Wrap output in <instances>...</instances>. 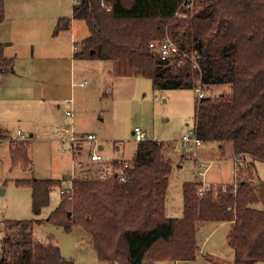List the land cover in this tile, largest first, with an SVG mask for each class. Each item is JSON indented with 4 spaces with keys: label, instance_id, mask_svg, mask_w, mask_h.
<instances>
[{
    "label": "trees",
    "instance_id": "1",
    "mask_svg": "<svg viewBox=\"0 0 264 264\" xmlns=\"http://www.w3.org/2000/svg\"><path fill=\"white\" fill-rule=\"evenodd\" d=\"M6 1L0 0V23ZM71 13L57 19L53 34L69 30L72 19L85 22L88 36L74 43V59L109 61L115 74L146 77L154 90L229 87L227 94L197 100L193 126L203 143L232 145L234 179L210 185L202 194L200 183L184 182L182 216L168 218L172 146L146 139L136 143L128 166L111 161L112 175L71 180L45 222L65 231L81 228L91 237L97 260L107 264L191 261L198 254L199 224L231 222L232 264L264 261V182H253L255 162H264V0H75ZM165 31L180 53L162 61L149 44L161 41ZM4 48L0 43V73L14 64ZM22 144L10 142L14 162L24 153ZM56 183L16 182L31 189L34 215L48 204ZM3 247L0 264H73L61 258L57 246L34 240L32 233L14 241L6 236Z\"/></svg>",
    "mask_w": 264,
    "mask_h": 264
},
{
    "label": "rangeland",
    "instance_id": "2",
    "mask_svg": "<svg viewBox=\"0 0 264 264\" xmlns=\"http://www.w3.org/2000/svg\"><path fill=\"white\" fill-rule=\"evenodd\" d=\"M74 3L75 0L11 2L25 8V15L33 12L34 21L29 22L25 29L28 37L44 31L45 35L36 43L33 57L29 44L24 40L19 43L14 73H0V131L8 136V139L0 137V190H3L0 195V258L6 249L3 247L6 236L14 241L32 233L34 240L57 246L61 258L73 264H107L97 260L91 237L81 228L65 231L58 224L45 222L59 205L61 190L70 186L77 163L94 169L97 167L99 171L96 175L91 172L84 177L104 178L109 176L107 169L112 160L128 163L134 156L136 142L132 131L135 127L145 132L146 139L170 143L171 146L176 144L182 133L193 127L198 96L196 89L154 90L151 80L146 77L115 74L117 68L109 61L73 59L74 43L88 36L85 22L72 19L69 30L58 34H53V30L57 17L71 18ZM165 33L164 38L171 40L168 32ZM198 88L203 96L213 98L230 92L226 85ZM65 99H70L71 103H64ZM66 111L71 112V118L65 116ZM66 124L72 125L78 138L94 135L97 145H102L103 149L98 150L93 141L84 139L71 145L62 143L60 128ZM18 130L27 137L26 140L17 138ZM30 131L33 139L29 138ZM11 140L23 143L24 153L18 157V162L12 159L14 148L10 146ZM217 145L204 143L201 146L204 157L198 149L196 159H191L185 152L169 150L173 167L165 201L168 218L182 216L181 186L184 182L196 181L201 185L199 188L233 183L232 145L225 143L223 148ZM93 153L99 154L102 161L92 162L90 156ZM25 160L28 161L27 168L23 166ZM91 164H100V167ZM102 164L106 165L105 171H102L105 169ZM200 166L204 173L193 176ZM82 175L84 172L80 177ZM253 176L254 183L257 180L264 182L263 161L255 162ZM27 179L57 181L49 190L48 204L38 215L31 210V189L16 184ZM37 220L41 223L37 224ZM14 221L31 223L13 224ZM230 228L226 222H203L196 227L195 240L200 249L198 257L191 261H158L152 264H232L233 251L227 238ZM6 257L12 261L10 252ZM255 264H264V261Z\"/></svg>",
    "mask_w": 264,
    "mask_h": 264
},
{
    "label": "built area",
    "instance_id": "3",
    "mask_svg": "<svg viewBox=\"0 0 264 264\" xmlns=\"http://www.w3.org/2000/svg\"><path fill=\"white\" fill-rule=\"evenodd\" d=\"M103 6H105L102 3ZM77 46L73 47V50L76 51L77 50ZM149 48L155 53V55H157L162 61H165L169 58L174 57L175 55H178V53H180L179 48L168 38H164L161 41H153L149 44ZM86 84V81H84L83 85ZM198 91V96H197V100H199L203 95L200 92V88L196 89ZM64 103H71L70 99H66L64 100ZM65 116L71 118L72 114L71 112H65ZM61 132L62 135L66 134V136H62V138H60L62 143H73L79 140H88V141H93L95 143V145L98 144L97 139L95 138L94 135L92 134H88L85 138H78L73 129H72V125L71 124H66L64 126L61 127ZM132 135H133V141L136 143H139L141 141L146 140V136H145V132L138 128L135 127L132 131ZM17 138L19 140H26L27 137L22 134L20 131L17 132ZM202 141L197 137L196 135V131L194 126L190 129H188L187 131H185L184 133H182V135L180 136V138L178 140H176V144L172 146V150L171 151H175V152H185L187 153L191 159H196L197 158V150L198 148L202 145ZM98 146V145H97ZM99 147V146H98ZM90 160L94 163H98L102 161V157L97 154V153H93L90 156ZM128 163H125V167L128 166ZM202 167H199V171H196V174H193V176H201L204 172H201ZM113 173V169L111 167H109L107 169V174L112 175ZM120 180H123L122 177H120ZM210 185H206L205 188H199L198 189V193L202 194L204 193L206 190H208ZM64 191L61 190V194Z\"/></svg>",
    "mask_w": 264,
    "mask_h": 264
},
{
    "label": "crops",
    "instance_id": "4",
    "mask_svg": "<svg viewBox=\"0 0 264 264\" xmlns=\"http://www.w3.org/2000/svg\"><path fill=\"white\" fill-rule=\"evenodd\" d=\"M11 2H12V0H7L5 3V9H4L5 17H4V21L2 23H0V43L5 45L4 55L8 58H13L14 62H15V58L18 55L17 53L20 51L18 44L19 43L22 44L23 40H24V43L29 44V46L31 47V50H32L31 57H33V55L35 53L36 43L40 41V39L43 35H45V31L42 34L31 35L30 37H28L25 29L28 27L29 22L33 23V21H34L33 12H32V15H30V14L25 15L24 14L26 12L25 8L13 5V4H11ZM29 12H31V10ZM58 18H61V17H57V19ZM39 21H40V19L37 20V23H39ZM20 49H21V47H20ZM9 50H11V51L8 52ZM72 57H73V54H72ZM8 72L13 74L14 73L13 68H12V70L4 71L1 74H5ZM0 86H1V81H0ZM0 90H1V88H0ZM1 93H2V91H1ZM60 133L62 135L61 128H60ZM62 136L60 138H62ZM0 137L7 138L8 136L0 131ZM29 138L33 139V132L32 131L29 132ZM0 140H2V139L0 138ZM11 141H13V140H11ZM201 146L198 149L200 151V155L202 157H204L203 151L201 150L202 149ZM102 149H103V146L99 145L98 150H102ZM70 150H71V152L73 151L72 149H70ZM72 154H73V152H72ZM91 165H95V166L97 165L98 167H100V164H91ZM102 165H104V164H102ZM104 166H105L104 167L105 169L102 171L106 170V165H104ZM109 167H111V165H109ZM91 169H92V171H91ZM97 170H98L97 167L94 169L92 166L91 167L89 165L83 166V165L77 163L76 168L73 170V177H74L73 179L83 178L86 174L89 175L91 172H92V175H96L97 173H99V171H97ZM83 172H84V175H82L83 177H80ZM84 178L88 179L87 177H84ZM166 217H168V216L166 215ZM221 223H224V222H221ZM226 223H228L231 227V222H226ZM195 234H196V232H195ZM199 251H200V249L198 248V254L196 257L199 256Z\"/></svg>",
    "mask_w": 264,
    "mask_h": 264
},
{
    "label": "water",
    "instance_id": "5",
    "mask_svg": "<svg viewBox=\"0 0 264 264\" xmlns=\"http://www.w3.org/2000/svg\"><path fill=\"white\" fill-rule=\"evenodd\" d=\"M3 194V191L2 190H0V195H2Z\"/></svg>",
    "mask_w": 264,
    "mask_h": 264
}]
</instances>
